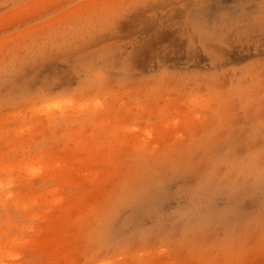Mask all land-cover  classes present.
Masks as SVG:
<instances>
[{"label":"rangeland","instance_id":"1","mask_svg":"<svg viewBox=\"0 0 264 264\" xmlns=\"http://www.w3.org/2000/svg\"><path fill=\"white\" fill-rule=\"evenodd\" d=\"M0 172V264H264V0H0Z\"/></svg>","mask_w":264,"mask_h":264},{"label":"bare ground","instance_id":"2","mask_svg":"<svg viewBox=\"0 0 264 264\" xmlns=\"http://www.w3.org/2000/svg\"><path fill=\"white\" fill-rule=\"evenodd\" d=\"M67 101H68V100H67ZM60 102H61V101H60ZM60 102L56 100V103H54V104H56L57 106L60 105V107H63V105H61V103L63 104V102H61V103H60ZM69 102H70V101H69ZM52 103H53V102H52ZM57 103H59V104H57ZM70 103H71V102H70ZM54 104H51V103H50L49 106L53 105V106H51V107H52V109H54V106H56V105H54ZM68 104H69V103H68ZM39 105H40V104H39ZM47 105H48V104H45V105H43V106H45V108H46V107H47V108H50V107H48ZM41 106H42V105H41ZM43 106H42V107H43ZM57 106H56L55 108L58 109L59 107H57ZM83 106L85 107V106H87V105L84 104V105H82V107H83ZM69 107H70V105H69ZM69 107H68V108H69ZM63 108H64V107H63ZM63 108H62V110L64 111L66 107H65L64 109H63ZM37 109H42V108L39 107V108H37ZM50 109H51V108H50ZM57 109H56V110H57ZM66 109H67V108H66ZM43 110H44V109H43ZM60 110H61V109H60ZM68 110H71V107H70V109H68ZM41 111H42V110H41ZM37 112H38V110H37ZM47 112H51V110H50V111L47 110ZM64 112H67V110H65ZM64 112H63V113H64ZM58 113H59V110H58ZM60 113H61V112H60ZM67 113H68V112H67ZM56 116H57V115H56ZM56 116H54V117H55V120H56ZM54 117H53V118H54ZM57 119H58V118H57ZM61 119H62V118H61ZM76 120H77V119H76ZM90 120H91V119H90ZM53 121H54V120H53ZM53 121H51V122H53ZM72 121H73V120H72ZM88 121H89V120H88ZM45 122H46V121H44V123H45ZM78 122H79V121H78ZM62 123H63V122H62ZM72 123H73V122H72ZM49 124H51V123H49ZM64 124L66 125V123H64ZM42 125H43V124H42ZM75 126H76V127H75ZM75 126H73V128L75 127V129H76L78 126H77V125H75ZM79 126H80V125H79ZM81 126H82V125H81ZM69 127H70V126H69ZM83 127H84V126H83ZM63 128H64V127H63ZM63 128L61 127V129H63ZM41 129H42V128H41ZM46 129H47V128H45V130H46ZM58 129H59V128H58ZM68 129H70V128H67V130H68ZM45 130H44V131H45ZM65 130H66V128H65ZM65 130H64V131H65ZM72 130H73V129H72ZM46 131H47V130H46ZM76 131H77V129H76ZM47 132L49 133V131H47ZM48 133H47V134H48ZM45 135H46V134H45ZM5 140H6V139H5ZM54 142H55V141H54ZM64 142H65V141H64ZM35 143H36V142H35ZM32 144H33V143H32ZM56 146H57V145H56ZM61 146H62V144L59 142V147H60V148H59V147H57V148L61 149ZM64 147H65V145H64ZM54 148H55V147H54ZM40 149H41V148H40ZM44 149H45V148H44ZM50 149H51V148H50ZM52 149H53V148H52ZM41 150H43V149H41ZM44 151H45V150H44ZM40 152H42V151H40ZM46 152H47V149H46ZM49 152H50V151H49ZM17 153H18V152H17ZM17 153H16V154H17ZM19 153H20V152H19ZM32 153H33V152H32ZM17 155H18V154H17ZM17 155H16V156H17ZM20 155H21V154H20ZM20 155H19V156H20ZM26 155H27V154H26ZM34 155H35V154H34ZM41 155H42V154H40V157H41ZM19 156H18V158H19ZM38 156H39V155H38ZM74 156H75V155H74ZM10 157H11V156H10ZM10 157H9V158H10ZM31 157H32V156H31ZM43 157H44V156H43ZM43 157H42V158H43ZM46 157H47V156H46ZM46 157H45V158H46ZM12 158H13V157H12ZM47 158H48V157H47ZM10 159H11V158H10ZM36 159H37V158H36ZM38 159H39V158H38ZM48 159H50V158H48ZM46 160H47V159H46ZM29 161H31L32 164H33V161H32V160H29ZM41 161H42V160H41ZM47 161H48V160H47ZM49 161H50V160H49ZM19 162H20V160H19ZM34 162H35V158H34ZM37 162H39V161H37ZM41 163H42V162H41ZM6 164H7V167H5V168L7 169L8 166H9V164H8V163H6ZM11 164H13V163H11ZM11 164H10V166H12ZM30 164H31V163H30ZM30 164H28V165H30ZM32 164H31V166L33 167L34 165H32ZM1 165H3V164L1 163ZM15 165H17V163H15ZM40 165H41V164H40ZM4 166H5V165H4ZM18 166H20V165H17V167H18ZM25 166H26V165H25ZM25 166H24V168H25ZM41 166L43 167V165H41ZM41 166H40V167H41ZM46 166H47V165H46ZM26 167H30V166H26ZM42 167H41V168H42ZM11 168H12V167H11ZM11 168H9L8 170L11 171ZM34 168H35V167H33V170H34ZM36 168H38V166H36ZM2 169H3V167H2ZM15 169H16V167H15ZM20 169H21V166H20ZM30 169H31V167H30ZM30 169H29V171H27V172H29L28 174H32V172L30 173V171H32V170H30ZM49 169H51V168H49ZM3 170H4V169H3ZM12 170H13V169H12ZM16 170H17V169H16ZM26 170H28V168H27V169H26V168L24 169L25 173H26ZM38 170H39V169H38ZM41 170H42V169H41ZM1 171H2V170H1ZM18 171H19V170H18ZM21 171H23V170H20L19 172H21ZM44 171H45V170H44ZM47 171H48V169H47ZM50 171H51V170H50ZM4 172H6V171H4ZM7 172H9V171H7ZM36 172H37V171H36ZM36 172H35V173H36ZM0 173H1V172H0ZM39 173H40V171H39ZM36 174H38V172H37ZM8 175H10V174L8 173ZM16 175H17V174H16ZM32 175H33V174H32ZM35 176H37V175H35ZM10 178H11V177H10ZM6 181H7V183L10 182V181H8L7 179H6ZM11 181H13V180H11ZM0 183L2 184V182H0ZM5 183H6V182H5ZM5 183H4V184H5ZM10 183H11V182H10ZM10 183H8V184L10 185ZM1 184H0V187H1V186L4 187V184H3V185H1ZM11 184H12V183H11ZM9 185H8V186H9ZM6 186H7V185H6ZM8 186H7V187H8ZM4 188H5V187H4ZM2 189H3V188H2ZM29 197H30V196H29ZM32 201H33V199H32ZM32 201H30V202H32ZM33 202H35V201H33ZM31 206H32V205H31ZM8 214H9V213H8ZM31 217H32V215L30 216V218H31ZM6 218H7V217H6ZM28 218H29V216H28ZM30 218H29V219H30ZM4 222H5V221H4Z\"/></svg>","mask_w":264,"mask_h":264}]
</instances>
